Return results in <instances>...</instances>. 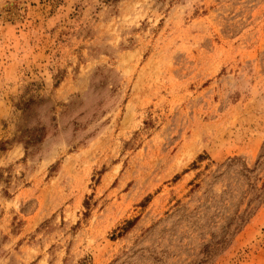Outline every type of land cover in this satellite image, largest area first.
Masks as SVG:
<instances>
[{
  "label": "rangeland",
  "instance_id": "374dc122",
  "mask_svg": "<svg viewBox=\"0 0 264 264\" xmlns=\"http://www.w3.org/2000/svg\"><path fill=\"white\" fill-rule=\"evenodd\" d=\"M0 264H264V0H0Z\"/></svg>",
  "mask_w": 264,
  "mask_h": 264
}]
</instances>
